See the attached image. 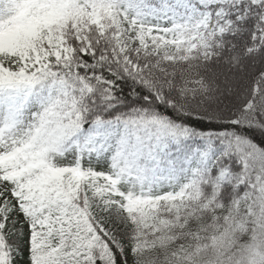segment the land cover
I'll return each instance as SVG.
<instances>
[{
	"label": "snow or ice",
	"instance_id": "6c2138e0",
	"mask_svg": "<svg viewBox=\"0 0 264 264\" xmlns=\"http://www.w3.org/2000/svg\"><path fill=\"white\" fill-rule=\"evenodd\" d=\"M0 264H264V0H0Z\"/></svg>",
	"mask_w": 264,
	"mask_h": 264
}]
</instances>
